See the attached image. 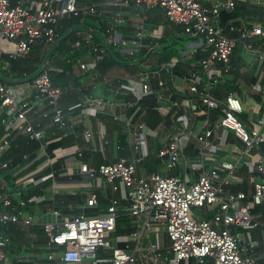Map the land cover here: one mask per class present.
<instances>
[{"label": "built area", "instance_id": "1", "mask_svg": "<svg viewBox=\"0 0 264 264\" xmlns=\"http://www.w3.org/2000/svg\"><path fill=\"white\" fill-rule=\"evenodd\" d=\"M234 6V0H101L91 3L0 0V264H261L253 253L239 245L233 231L234 227L256 226L264 230V221L251 214L244 192L226 189L233 180L232 170L219 181L214 172L203 171L194 181L187 175L168 173L179 162L184 139L194 137L203 156L215 154L225 139L220 135L213 140V131L208 126L194 133L187 128L186 115L181 118L183 129L157 152L165 172L137 175V162L148 156L142 137L144 130L120 120L133 145L140 148L139 158L131 161L117 158L99 165L80 161L78 167L81 174L100 176L109 185L110 193L105 195L104 206L96 192H90L84 201L60 199L62 195L79 196L80 192L63 186L59 179L69 175L74 168L72 164L83 157L85 150L91 154L104 153L108 143L102 124L91 127L82 120L79 133L75 129L76 122L84 116L95 118L108 112L119 121L111 112L114 102L93 93L97 62L107 53V46L118 47L122 54L130 56L143 48L146 54L152 51L153 41L161 36L145 29L144 20L146 12L155 8L161 10L170 24L180 26L182 32L195 40L191 48L194 52L199 47L206 52L199 61V71L183 78L190 82L188 91L198 96L196 105L205 116L206 125L212 110L219 108L217 126L230 132L240 143L241 157L250 158L247 166L256 173H264V154L259 149L263 134L241 122L238 115L242 105L238 98L229 94L219 104L211 94L219 78L232 70L231 55L238 42H243L244 48L253 53V60L264 61V48L255 49V43L264 38L261 25L242 28L230 24L229 32H236L232 37L219 23L220 12L232 10ZM127 11L139 17L130 33L120 31L127 24ZM66 16H93L106 27L101 32V40L94 37L92 29L75 30L71 53L86 49V54L74 65L75 76L85 78L75 86L81 97L78 114L60 106L65 90L51 81L49 71L55 70L53 67H44L31 76L23 73L16 82L2 77L6 68L2 60L25 58L34 44H44L47 50L54 47L62 33V17ZM175 62L171 59L156 69H138L123 87L138 101L149 92L150 77L165 67L172 68ZM199 85H203L201 89ZM49 127L51 130L47 132ZM67 136L74 139L73 143L55 150L52 155L48 141ZM78 138H82L83 147L79 146ZM19 140V146L24 144L25 150L18 154L17 160L9 149L17 146ZM32 144L35 146H30ZM60 150L64 152L62 159L55 155ZM46 180H50L49 197L42 194L41 184ZM28 181L34 183L39 193L28 194ZM83 184L88 186L90 181ZM263 197L264 179L254 185L251 201L258 205ZM194 208H200L201 213L194 212ZM46 213L55 217L61 214L62 220L38 223ZM130 218V224L118 221ZM11 226L24 235L20 250L6 233Z\"/></svg>", "mask_w": 264, "mask_h": 264}, {"label": "crops", "instance_id": "2", "mask_svg": "<svg viewBox=\"0 0 264 264\" xmlns=\"http://www.w3.org/2000/svg\"><path fill=\"white\" fill-rule=\"evenodd\" d=\"M234 2V7L238 6L242 9L238 16L230 20V22L242 28H248L254 24H259L264 28V0H234ZM126 17L127 24L122 27L120 31L130 33L132 31V26L138 22L139 17L128 11L126 12ZM147 18H150V22L146 23L144 20L145 29L149 32H157L161 37L164 36L169 44L170 42H174L175 38L180 35V27L166 22L160 9L155 8L150 10L149 14H146L145 19ZM62 25V34L59 39L60 41H58L59 44L57 43L58 45L55 46L53 58L47 62L45 61V56L48 54L47 46L41 44L44 51L37 52L31 49L30 53L25 58H22L19 63L13 60H10V62L6 59L2 60V65L6 67L2 72V77L8 81L16 82L15 80L19 81L21 79L20 77L23 73H36L47 66L58 68L56 70L62 71L64 67L63 64L65 63V60H63V50L66 49V41L69 40L66 36H63L66 28L63 23ZM190 41L191 40L187 41L184 49H179V56L171 57V59L176 60L175 64L179 61L182 62L184 57H187L188 60L194 53L191 48L195 41ZM153 42H155V40ZM258 42L259 40L257 43ZM257 43H255V49L264 48L259 47ZM187 48L188 50L186 51ZM232 56V70L219 78L217 84L212 88L211 94L219 104H222L229 94L238 98L242 105V112L238 115L241 122L247 128L258 129L264 136V61L256 62L253 60V53L244 48L243 42L237 43ZM55 59L60 61V65L54 66L52 60ZM160 61L157 46H153V50L145 55L143 66H155ZM162 64L163 63H161L160 66ZM152 68L156 69L158 67ZM163 69L165 72L161 71L159 74L150 77L149 92L138 101L123 87V85L127 83V78L132 77L134 74L131 72L129 66L114 65L106 70V72L98 74L99 79L97 80L93 93L96 96L111 99L114 102L111 112L118 116L119 121L114 120L111 115L108 114L110 112L107 111L108 113L99 114V117L84 116L83 119L79 118L80 120L76 122L75 129L79 133L82 129V120L91 127H96L97 123L102 124L105 129V136L108 143L104 153L96 152L91 154L88 152L84 155V153L87 152L85 150L83 157L77 159L76 163L72 164V167H74L73 170H70V172L67 171V173L69 172L67 177L70 176L71 179L65 176L59 179L63 186L66 185L80 192L77 198L74 196V198L70 197L71 199L65 201H78L79 199L84 201V198L90 192H96L98 194V201L101 206H104L105 195L110 193V187L103 178L100 176L88 177L87 174H81L79 172L78 167L80 161L99 165L102 163L109 164L117 158H124L128 161L137 160L139 158L141 150L133 145L127 128L120 120L128 121L130 127L141 126L144 130L142 137L148 150V156L144 160L137 162V175L147 176L152 172H161L159 170H162L164 166L162 159L157 156V152L166 142L178 135L179 131L183 129L181 118L186 115L187 128L191 129L194 133L201 132L205 126H208L213 131V140H217L220 135H223L225 139L223 143H221L220 149L215 154H204V156L196 153L198 143L194 137L184 139L181 157L184 165L187 167V171L182 169L178 162L177 166L169 170L168 173L180 176L187 175L190 181H194L201 172H207V168H193L192 164L201 162L203 158L232 160L235 164L230 168H223V175H220L218 172L215 173L214 176L216 181H219L226 173L232 170L233 180L226 186V189H229L231 192H244L248 196L251 214L257 216L258 220L264 221V197L261 204L258 205L253 204L251 201L254 185L264 179V173L260 174L251 170L247 166V161H249L250 158L247 156L241 157L240 143L230 132H225L220 126H217L216 115L218 114L217 111L219 108L212 110L213 115L208 121V125H206V118L196 105L199 104L198 96L188 91L190 82L183 81L186 75L187 78H189L193 73H197L199 67H196L192 71L187 70L184 74H176L174 68L165 67ZM8 74L10 75L8 76ZM104 80L107 81V84ZM159 82H162V85H160ZM70 86L73 89L75 88L74 84ZM202 86L203 85H199V88L201 89ZM72 91L73 90L70 92L68 91V94L62 97L61 105L66 109L69 108L74 110V112L78 114L80 111V94ZM175 103L178 106L174 105ZM138 111L141 112L139 113ZM149 111L157 114L159 118L158 122H156L155 119L150 120V123L145 122V116ZM136 112L139 113L137 117L134 116ZM44 122L47 123L45 120ZM50 130L51 128L49 127L47 132H50ZM78 144L80 147H83L82 138H78ZM98 154L101 156V161L96 159V155ZM253 158H256L255 153L253 154ZM241 159H243L242 162ZM84 181H90V185L86 186L83 184ZM49 186L50 180H46L41 184V187H43L42 194H44L45 197L50 196ZM37 192H39V189ZM64 211L65 213L67 212L66 210ZM233 231L238 236L239 245L246 247L248 252L253 253L256 259L261 264H264V230L261 226L250 229L234 227ZM117 232H119V230ZM23 237L24 235L22 234L19 241L13 239L14 246L15 243L24 242ZM163 240L164 243H166L165 236H163Z\"/></svg>", "mask_w": 264, "mask_h": 264}, {"label": "trees", "instance_id": "3", "mask_svg": "<svg viewBox=\"0 0 264 264\" xmlns=\"http://www.w3.org/2000/svg\"><path fill=\"white\" fill-rule=\"evenodd\" d=\"M100 1L101 0H78L79 3H84V2H86V3L90 2L91 3V2H100ZM241 9H242L241 7L237 6V7H234V9L231 11L230 10H223L220 12L219 23L224 27V29H225L224 31L228 36H232V37L236 36L235 31L229 32L228 26L230 24H232L234 27H238L237 25H234L232 22H230V20H233V18L237 17L238 14L240 13ZM149 12H150V10L147 11L146 14L148 15ZM85 20H87V21H85ZM145 21H146V23L150 22V18L145 19ZM165 21L168 22L166 19H165ZM62 23L64 24V26L66 28L64 33H63V36H66L70 40V42H72V43L76 40V36H75V30L76 29H79L82 27L92 29L94 37L97 40H101V32H104L105 28H106L104 25L105 24L104 22L100 21L98 18L93 17V16H79V17H75V16L68 17V16H66V19L64 21L61 20V26H63ZM180 30H181V32L183 31L181 28H180ZM191 39L192 38H190L187 34L184 33L183 37L181 35H179L175 38L174 42H170V44H169L167 39L164 36H162L161 38H159L158 40L153 42L154 43L153 46H155V47L157 46V49L159 48L158 53H159V57H160L161 61L158 62L155 66L151 65L148 67L149 68H152V67H158L159 68L161 63L168 62L171 59V57H173V56H179L180 55L179 49L180 48L184 49L185 45L187 44V41H189ZM145 42H147V40H145ZM257 44L259 47H264V38L259 40V42ZM66 49H67V47H66ZM51 51L55 52V46L51 47L50 50L48 49L47 53H50ZM61 51H62V49H61ZM63 51L65 52L66 50H63ZM69 52L71 53V47L69 49ZM145 52H146V48H143L141 52L131 56V59H127V58H125V55L122 54V52L120 51V49L118 47L107 46V53L101 59L98 60L97 65H96L97 80L99 79L98 74H102L103 72H106V70L110 69L114 65L129 66L132 73H135L136 70H138V69L144 70L143 68L146 67L147 65L143 66V68H142V67L136 65V63H140V62L143 63L144 62L145 55H146ZM71 54H73L72 58H69V59L63 58V60H65L64 61L65 63L63 64L64 67L62 68V71L56 70L58 68H55V70L49 71V75H50V78H51V81L53 82V84L56 86H59L65 90L63 92L62 97L65 96L66 94H68V91L70 92L71 90H73L74 92L79 94L78 90L76 88L73 89L70 85L74 84V86L78 87V85L80 83L78 80L79 77H76L74 74V65H75V62L78 58H80L81 56H84L86 54V49L85 48L84 49H77L74 52H72ZM205 55H206V52L203 51L202 47H199L196 50V52H194L190 56V58H188V60H187V57H184V60L182 62H180V61L177 62L172 68H174V71L176 74H184L187 72V70L192 71L196 67L200 66L199 61L203 57H205ZM232 57L233 56L231 55V59H232ZM21 60H22V58L15 59L13 61L14 62L17 61L16 63H19V61H21ZM52 62L54 64V66L60 65V63H59L60 61L58 59L52 60ZM162 72H165V70L162 69ZM26 73L29 74V76H30L34 72L33 73L26 72ZM61 101H62V98H61L60 103H59L60 106H62ZM79 103H81V97H80ZM68 110L74 112V110H72V109L68 108ZM219 111H220V109H218L217 112H219ZM138 112L140 113L141 111H138ZM138 112L135 113V115H134L135 117H137L139 115ZM212 115H213V112H212ZM97 117H99V116H97ZM153 119H155L156 122H158V120H159V118L155 112L152 113L151 111H149L148 114L145 116V122L150 123V120H153ZM239 119H240V117H239ZM20 140L18 141L17 146H12L9 149V151L16 156L17 160L19 158L18 154L20 152H22L23 150H25L24 144H21L19 146V142L22 141V140L21 141ZM73 141H74V139L71 136H67V137L61 138L59 140L48 141V143H47L48 150L53 155L55 150H57L59 148L65 149L66 146L72 144ZM32 143L34 144V142H32ZM33 144L30 146L34 147L35 145L33 146ZM259 149H260L261 153L264 154V141L260 144ZM87 153L88 152H85L84 155ZM62 157H64V156H62ZM62 157H60V159H62ZM96 159L98 161H101L100 154L96 155ZM55 165L57 166L58 163L56 162ZM26 191L28 192V194L39 193V192H37L38 191L37 187L27 189ZM70 197L74 198L73 195H62V196H60V199L66 198L64 200H68V199H71ZM75 197L77 198V196H75ZM118 221L120 223L122 220L119 219ZM6 233L11 237L12 240L16 239V241L17 240L19 241V239L22 235V233L18 229H16L15 226L9 227L6 230ZM21 244L22 243H20V242L17 243L16 249L20 250ZM22 264H28V263H22Z\"/></svg>", "mask_w": 264, "mask_h": 264}, {"label": "water", "instance_id": "4", "mask_svg": "<svg viewBox=\"0 0 264 264\" xmlns=\"http://www.w3.org/2000/svg\"><path fill=\"white\" fill-rule=\"evenodd\" d=\"M263 117H264V115H263ZM199 152H200V150L197 147L196 153H199ZM242 161H243V159H241V162ZM233 164H235V162L232 160H229V159L220 160V159H205V158H203L201 160V162L192 164V167H194V168L195 167H204V168L206 167L208 174H211L212 172H214V173L218 172L220 175H223V168H230ZM179 165L182 169H185L187 171V167L184 165V162H183L181 156L179 157ZM30 182L31 181L26 182V185L29 184ZM56 218H57V220L61 221L62 215L60 214L57 217H55L51 213H46L39 218L38 223L51 222V221H54Z\"/></svg>", "mask_w": 264, "mask_h": 264}, {"label": "rangeland", "instance_id": "5", "mask_svg": "<svg viewBox=\"0 0 264 264\" xmlns=\"http://www.w3.org/2000/svg\"><path fill=\"white\" fill-rule=\"evenodd\" d=\"M66 19V17H62V20L64 21ZM85 21H87V20H85ZM180 33V35L183 37L184 36V33L183 32H179ZM193 41H195V40H192L191 39V41L190 42H193ZM58 43V42H57ZM55 44V46H57L58 44ZM72 46V44H71V42L68 40V41H66V47H67V49H65L66 51L63 53V57L65 58V59H69V58H72V56H73V54H71L70 52H69V49H70V47ZM32 49L34 50V51H37V52H42V51H44V48H43V46L41 45V44H34L33 46H32ZM51 48H49V50H50ZM159 49V48H158ZM188 50V48L186 49V51ZM125 55V58H127V59H131V56L130 55H128V54H124ZM54 57V51H51L50 53H48L46 56H45V61L47 62V61H49L51 58H53ZM136 65H138V66H140V67H142L143 68V63H136ZM143 69H150L148 66H146V67H144ZM21 80V79H20ZM19 80V81H20ZM79 82H81V81H84L85 80V78L84 77H80L79 79ZM15 81H17V80H15ZM74 149V148H73ZM56 156H60V157H62V156H64V152H63V150H60L57 154H55ZM164 170H165V168L163 167L162 168V170H159V171H161V172H164ZM31 188H34V183H30L29 185H28V189H31ZM194 210V212H196V213H198V214H200L201 213V210H200V208H194L193 209ZM122 223H124V224H130V223H132V218H130V219H124V220H122Z\"/></svg>", "mask_w": 264, "mask_h": 264}]
</instances>
